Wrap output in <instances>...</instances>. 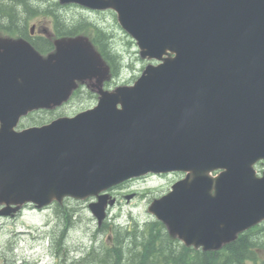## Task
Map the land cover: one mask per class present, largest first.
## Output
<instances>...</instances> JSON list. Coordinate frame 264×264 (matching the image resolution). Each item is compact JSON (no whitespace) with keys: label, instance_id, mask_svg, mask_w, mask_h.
Masks as SVG:
<instances>
[{"label":"water","instance_id":"obj_1","mask_svg":"<svg viewBox=\"0 0 264 264\" xmlns=\"http://www.w3.org/2000/svg\"><path fill=\"white\" fill-rule=\"evenodd\" d=\"M58 1L114 11L157 64L106 90L111 69L88 37L58 39L48 55L0 37V217L95 197L102 226L110 189L182 172L149 207L171 237L218 251L264 222V0ZM84 85L98 94L93 108L16 129Z\"/></svg>","mask_w":264,"mask_h":264},{"label":"rangeland","instance_id":"obj_2","mask_svg":"<svg viewBox=\"0 0 264 264\" xmlns=\"http://www.w3.org/2000/svg\"><path fill=\"white\" fill-rule=\"evenodd\" d=\"M54 3L58 1L48 0L46 5ZM44 4L45 2L42 6ZM55 10L70 25L77 23V20H85L98 26L107 33L112 50L117 49L122 53L119 76L107 89H115L119 84L132 85L137 81L149 62L141 59L136 42L122 30L114 12H90L78 6H60ZM33 24L44 27L53 25L46 16L39 15L30 17L27 27H32ZM97 102V96L90 91H80L62 108L34 115L29 120L31 124L49 123L93 108ZM256 169L259 173L264 171V164H258ZM181 178V174L163 178H140L111 190L110 194L120 198L121 202L110 211L108 228L105 223L99 229L97 219L90 211L89 205L97 201L95 198L83 201L68 199L64 205H53L42 211L28 207L18 218L0 219V264H38L37 259H43L41 264H82V260L93 252L92 248L97 249L96 253L101 257L105 248L115 245L112 237L114 229L124 230L134 222L144 226L156 221L149 213L150 204L155 198L168 193L171 186ZM131 195L135 197L128 202L127 197ZM61 236L64 237V247L58 249ZM256 236L264 242V235ZM109 237L112 238L111 241ZM123 243L117 242L118 246ZM128 245L125 243L127 248ZM259 259L258 264H264V248L259 251Z\"/></svg>","mask_w":264,"mask_h":264},{"label":"trees","instance_id":"obj_3","mask_svg":"<svg viewBox=\"0 0 264 264\" xmlns=\"http://www.w3.org/2000/svg\"><path fill=\"white\" fill-rule=\"evenodd\" d=\"M46 3L48 0H0L1 30L11 35H25L30 17L46 16L54 25L57 37L91 35L94 44L112 66L114 74L118 75L121 68L120 57L114 54L108 35L98 26L85 20H77V23L70 25L69 21L55 10L60 8L58 3ZM21 28H25V31ZM32 43L43 54L54 49L53 43L49 41L43 42L44 44H38L37 41ZM256 234L264 235V224L240 235L236 241L218 252H203L187 248L179 241L171 239L163 224L158 221L144 226L133 223L124 230L114 229L115 245L105 248L101 257L96 253L97 249L92 248L93 252L82 260V264H258L259 251L264 248V242ZM63 239L61 236L58 249L64 247ZM119 241L124 243L118 246ZM125 243L129 244L128 248ZM126 249L128 251H125Z\"/></svg>","mask_w":264,"mask_h":264},{"label":"flooded vegetation","instance_id":"obj_4","mask_svg":"<svg viewBox=\"0 0 264 264\" xmlns=\"http://www.w3.org/2000/svg\"><path fill=\"white\" fill-rule=\"evenodd\" d=\"M33 27H34V29L32 31H31V29H28L27 26H26V29H27L26 31H25V28H21V29H23L26 32V34L25 35L18 34V35L14 36V37H22V38H25V39L29 40L30 42L37 41L38 44H44L43 42L49 41V42H52L53 45H54V38H55L54 32H51L48 27L40 26L39 24H35ZM0 33H3V31H1V28H0ZM80 89L82 91L83 90H87L86 87L80 88ZM44 112H50V111H47V110L37 111V112L33 113L32 116L39 115V114L44 113ZM32 116L30 115L27 118L23 119L21 124H18L17 129L18 130H25V129H29V128H32V127H41V126L47 125V124H37V123L36 124H31L29 118H32ZM261 164H264V162H261ZM263 173H264V171H262L260 173L261 176L263 175ZM162 176H164V175H160V176L149 175V176L146 177V179L147 178H155V177L156 178H162ZM120 202H121V200L119 198L118 199V205H119ZM32 208H33V206H32ZM21 214H22V212L20 214L16 215V216H14V217H11V218H17L19 215L21 216Z\"/></svg>","mask_w":264,"mask_h":264}]
</instances>
